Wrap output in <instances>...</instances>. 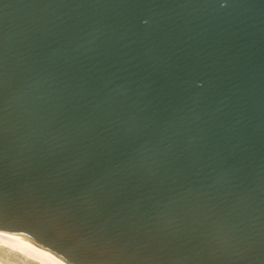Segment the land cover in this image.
Instances as JSON below:
<instances>
[{
	"label": "water",
	"instance_id": "95a60500",
	"mask_svg": "<svg viewBox=\"0 0 264 264\" xmlns=\"http://www.w3.org/2000/svg\"><path fill=\"white\" fill-rule=\"evenodd\" d=\"M0 230L264 264V0H0Z\"/></svg>",
	"mask_w": 264,
	"mask_h": 264
},
{
	"label": "bare ground",
	"instance_id": "6f19581e",
	"mask_svg": "<svg viewBox=\"0 0 264 264\" xmlns=\"http://www.w3.org/2000/svg\"><path fill=\"white\" fill-rule=\"evenodd\" d=\"M0 264H73L35 247L12 231L0 230Z\"/></svg>",
	"mask_w": 264,
	"mask_h": 264
}]
</instances>
